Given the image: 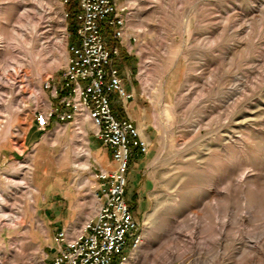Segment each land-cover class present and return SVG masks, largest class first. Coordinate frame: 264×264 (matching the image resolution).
<instances>
[{
    "label": "rangeland",
    "instance_id": "1",
    "mask_svg": "<svg viewBox=\"0 0 264 264\" xmlns=\"http://www.w3.org/2000/svg\"><path fill=\"white\" fill-rule=\"evenodd\" d=\"M127 5L138 41L125 63L151 145L141 169H127L140 241L123 264H264V0ZM65 10L62 0H0V264H40L44 194L63 184L89 197L84 181L98 166L88 119L83 131L69 124L78 134L66 141L47 127L54 144L37 164L22 144L51 98L44 81L67 64Z\"/></svg>",
    "mask_w": 264,
    "mask_h": 264
},
{
    "label": "built area",
    "instance_id": "2",
    "mask_svg": "<svg viewBox=\"0 0 264 264\" xmlns=\"http://www.w3.org/2000/svg\"><path fill=\"white\" fill-rule=\"evenodd\" d=\"M127 17V0H77L75 38L67 42L68 59L60 82L44 81L49 97H57L58 103L50 98L34 113L37 127L45 131L52 119L75 125L80 118L90 120L93 135L111 153L113 167L92 166L86 181L97 180L92 189L94 213L73 231L60 228L55 253L50 259L45 254L40 264H123L140 241L139 222L126 198L127 169L132 149L146 152L149 141L131 119L118 118L110 102L112 93L122 101L132 96L117 65L120 47L130 53L138 41ZM127 244L129 250L123 253Z\"/></svg>",
    "mask_w": 264,
    "mask_h": 264
},
{
    "label": "crops",
    "instance_id": "3",
    "mask_svg": "<svg viewBox=\"0 0 264 264\" xmlns=\"http://www.w3.org/2000/svg\"><path fill=\"white\" fill-rule=\"evenodd\" d=\"M113 43L114 41L111 40L110 44ZM131 53L132 51L129 53L126 47L121 46L120 58L117 60V65L119 67L120 75L122 76L124 88L127 92H132V96L127 100L122 101L117 97L115 93H112L110 95L111 107L113 113L118 118L131 119L140 130V133L148 139L150 146L151 136L149 134V131L146 130L149 125V122L147 121V107L142 103V92L140 91L138 80H136L138 79L137 75H130L129 68H131V65L125 63V59L128 58ZM51 79L52 83L54 84H59L60 82V76L59 79H57V82H55L54 78ZM48 93L49 90H47V95ZM52 101L54 104L57 105L58 98H52ZM83 119L84 118L78 119L76 124H78V122L84 121ZM66 122L67 124H65V126L61 130L59 128L56 129L55 125L57 124V122L55 119H52L50 122V126L53 130L49 131V133L52 134V137L58 139V141H66L68 138H72V136L77 137L76 130H72L69 126V124H72V122L63 121V123ZM143 129H145V131H143ZM45 134L46 131L40 130L36 124H34V126L33 124H30L25 131L22 144L24 145V149L33 146L31 149H33L34 151L33 159L34 161H36L35 164H37L38 161H40L44 157V155L48 153V146L51 145V143L54 144V142L50 143L43 138ZM87 143L91 152L92 160L96 163V165L106 169H110L113 167V161L109 149L104 146L97 137L92 134V139H88ZM21 146L22 145H20V147ZM5 148V146L0 145V163L3 162L2 156H5V154H3L4 152L2 151H4ZM15 150L17 151V153H20L19 150ZM23 151L24 150H22V152ZM147 152L148 151L143 152L139 148H133L130 155L129 166H132L133 163L139 162L141 169L142 165L145 162ZM35 170L40 171L39 168H35ZM44 171L45 170L43 169L41 172ZM87 182L88 181L86 180L84 181V183ZM96 182L97 180L94 179L91 180V182L89 183L90 189L86 192V196L89 195V197L87 198H85L83 194L78 195L77 191H73L69 185L63 184L58 190H51L48 194H44L47 198L44 199V205L42 207V210L44 213L49 212V217H47V219L43 218L42 221L45 225L47 232L46 235L42 238V240L35 241H37L39 245H41L42 249L44 248L48 259H50L56 251V232L62 227L69 229V231H73L79 228L85 222V220H87L94 213V208L97 203L95 200L92 199L94 197H91V195L92 189L95 186ZM128 203L134 213L133 204L135 203V201L128 200ZM85 208H88L89 211H85ZM59 212L64 214H62L61 216L56 215V213ZM52 213H54L55 215L53 216ZM53 229H56L54 233L52 232Z\"/></svg>",
    "mask_w": 264,
    "mask_h": 264
},
{
    "label": "trees",
    "instance_id": "4",
    "mask_svg": "<svg viewBox=\"0 0 264 264\" xmlns=\"http://www.w3.org/2000/svg\"><path fill=\"white\" fill-rule=\"evenodd\" d=\"M77 10V4H73L71 0L66 3L68 29L71 35V39L75 38V11Z\"/></svg>",
    "mask_w": 264,
    "mask_h": 264
},
{
    "label": "bare ground",
    "instance_id": "5",
    "mask_svg": "<svg viewBox=\"0 0 264 264\" xmlns=\"http://www.w3.org/2000/svg\"><path fill=\"white\" fill-rule=\"evenodd\" d=\"M84 120V119H83ZM79 128L81 129V131H83L82 126H83V121L82 122H78ZM78 153V152H77ZM80 155H85V156H89V149L84 150V151H80L79 152ZM86 163H81V166H86ZM35 169V166L33 167Z\"/></svg>",
    "mask_w": 264,
    "mask_h": 264
}]
</instances>
